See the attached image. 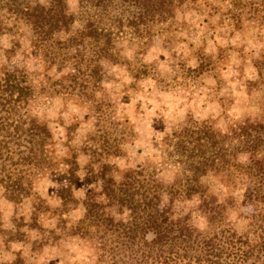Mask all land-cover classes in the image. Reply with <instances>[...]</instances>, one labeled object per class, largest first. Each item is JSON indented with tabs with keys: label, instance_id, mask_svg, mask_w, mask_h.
Segmentation results:
<instances>
[{
	"label": "rangeland",
	"instance_id": "1",
	"mask_svg": "<svg viewBox=\"0 0 264 264\" xmlns=\"http://www.w3.org/2000/svg\"><path fill=\"white\" fill-rule=\"evenodd\" d=\"M106 2L65 0L67 26L43 39L9 13L5 4L16 0H0V69L26 74L35 96L19 111L51 134L49 154L32 168L16 153L0 163L2 175L23 176L27 185V197L16 203L0 183V264L17 254L25 264H107L99 244L111 233L102 213L87 218L84 209L100 190L102 164L116 182L125 172H140V182L161 192L163 204L173 200L175 214H188L203 231L229 224L239 234L246 230L242 208L210 225L197 196H187L193 162L176 150L179 135L172 134L209 125L221 133L214 149L224 144L231 158L217 170L229 183L214 177L215 169L199 179L220 197L243 200L256 186L234 131L243 127L252 135L257 126L264 135V124H256L264 121V0H177L162 23L134 26L128 1ZM5 117L0 131L11 124ZM190 120L214 124H186ZM12 127L0 133L9 151ZM69 150L77 154L78 170L65 206L59 192L67 183L58 171ZM97 200L104 214L128 220L103 196Z\"/></svg>",
	"mask_w": 264,
	"mask_h": 264
},
{
	"label": "trees",
	"instance_id": "2",
	"mask_svg": "<svg viewBox=\"0 0 264 264\" xmlns=\"http://www.w3.org/2000/svg\"><path fill=\"white\" fill-rule=\"evenodd\" d=\"M98 5L112 0H88ZM132 11L130 26L139 23H162L165 15H171L172 5L177 0H126ZM9 13L25 22L38 37L46 39L59 29L67 26L65 0H26L10 5L6 3ZM253 6H258L253 2ZM239 22V21H237ZM98 32L96 28H92ZM35 96L34 87L29 84L26 74L18 68L0 69V119L2 114L11 117V124L3 125L0 133L8 132L12 127L16 133L11 135L15 141L10 149L9 143L0 140V163L13 153L19 159L27 162L32 168L49 154L47 144L51 143V134L46 126L38 123L34 116L23 118L19 111L21 105L26 104ZM26 113V111H25ZM21 120L19 123L13 118ZM5 117V119H6ZM186 124H214L209 120L196 122L190 120ZM230 124H255L251 122H232ZM256 124H264V121ZM17 125V126H16ZM23 125L24 127H20ZM261 127L252 128L253 133L243 127L235 128L237 140L242 146L241 153L247 155L249 168L256 178V186L248 191L243 200L228 195L220 197L217 192L201 184L199 179L215 169L214 177H219L222 184H228L227 175L219 176V167L227 162V148L218 144L214 149L216 136L211 125L202 127L194 138L195 131L186 129L179 135L175 143L176 150L188 153V159L193 164L194 179L186 187L188 197L197 196L199 207L203 211L209 224H215V219H225L230 209H243L242 218L246 222V230L239 234L228 227H214L203 231L196 227L188 214L177 215L173 211L172 201L162 203L161 192H157L152 185L140 182V172H125L120 181L116 182L111 175V167L102 164L98 174L101 181L98 193L94 191L84 202L85 216L96 217L102 213V225L110 231L111 239H103L100 243L102 258L107 264H264V135L259 132ZM23 133V134H21ZM260 133V134H259ZM227 135L222 136L226 139ZM21 138V139H20ZM45 142V145H44ZM219 142V140H218ZM224 142V141H223ZM222 142V143H223ZM6 149V155L2 153ZM9 151V152H8ZM235 153V151H233ZM229 158H231L228 155ZM63 168L58 171L60 181L67 183L59 192L63 205L71 201L70 186L77 180V154L69 150L63 158ZM212 171V170H211ZM2 175L0 183L5 185L9 197L14 202H20L27 197V185L23 176ZM18 178V179H17ZM103 196L106 206L115 209V213H127L128 220L116 221L111 214H104L103 202L97 196ZM172 197V196H171ZM214 219V221H213ZM25 264L19 254L9 263Z\"/></svg>",
	"mask_w": 264,
	"mask_h": 264
}]
</instances>
